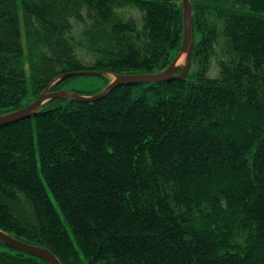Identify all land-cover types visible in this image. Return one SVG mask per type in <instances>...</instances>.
<instances>
[{"label":"trees","instance_id":"trees-1","mask_svg":"<svg viewBox=\"0 0 264 264\" xmlns=\"http://www.w3.org/2000/svg\"><path fill=\"white\" fill-rule=\"evenodd\" d=\"M190 2L186 78L0 126V230L62 264H264V0ZM184 34L182 0H0V116L160 73ZM0 264L51 263L0 239Z\"/></svg>","mask_w":264,"mask_h":264},{"label":"water","instance_id":"water-1","mask_svg":"<svg viewBox=\"0 0 264 264\" xmlns=\"http://www.w3.org/2000/svg\"><path fill=\"white\" fill-rule=\"evenodd\" d=\"M184 8V41L182 48L175 59L172 61L171 65L164 71L157 74H136V75H113L114 80L99 94L93 96H84L75 92H69L66 90L60 91H50L51 86L58 81L65 80L70 77L75 76H104L108 72H98L92 70H85L79 72H72L63 75L57 79L54 83L50 84L46 91L41 94L36 100H34L29 105L13 111L11 113L0 116V126L14 123L16 121L32 117L37 113L39 108L52 99H61L69 101H78V102H92L99 100L105 97L109 92L122 85L129 84H143V83H161L171 79H184L188 75L191 66H192V52L194 46V37H193V9L190 0H182ZM187 54V63L182 68L180 74H176L181 68L178 66L179 60L184 54ZM0 239L3 240L9 246L26 252L30 255L41 257L47 260L51 264H62L61 261L47 248H42L34 246L23 241H20L13 236L7 234L6 232L0 230Z\"/></svg>","mask_w":264,"mask_h":264},{"label":"rangeland","instance_id":"rangeland-1","mask_svg":"<svg viewBox=\"0 0 264 264\" xmlns=\"http://www.w3.org/2000/svg\"><path fill=\"white\" fill-rule=\"evenodd\" d=\"M23 43L24 46L26 47L25 40L23 41ZM186 63H187V54L185 53L179 60L178 65L184 67ZM111 78L112 80H114V76H112ZM102 84L103 81L101 79H98L97 76H82L67 84L64 90L66 91L78 90V91L88 92L94 90L96 87L101 86Z\"/></svg>","mask_w":264,"mask_h":264},{"label":"bare ground","instance_id":"bare-ground-1","mask_svg":"<svg viewBox=\"0 0 264 264\" xmlns=\"http://www.w3.org/2000/svg\"><path fill=\"white\" fill-rule=\"evenodd\" d=\"M192 5V4H191ZM179 64V63H178ZM178 66H180V65H178ZM180 67H182V66H180ZM192 67V66H191Z\"/></svg>","mask_w":264,"mask_h":264}]
</instances>
